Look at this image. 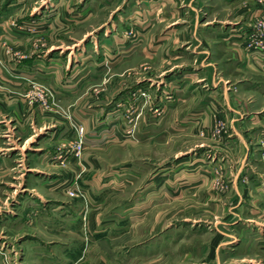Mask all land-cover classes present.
Instances as JSON below:
<instances>
[{
  "label": "rangeland",
  "instance_id": "rangeland-1",
  "mask_svg": "<svg viewBox=\"0 0 264 264\" xmlns=\"http://www.w3.org/2000/svg\"><path fill=\"white\" fill-rule=\"evenodd\" d=\"M7 1L17 2L2 0V4ZM21 1L29 24L25 28L31 34L30 51H60L57 59L63 72L74 66L72 77L63 74L62 84L80 82L74 102L54 105L60 110L63 131L71 132V138L61 142L58 193L43 190L34 175L29 180L18 172L2 176L0 264H217V255L224 264L245 255L236 248L231 252L235 243L224 244L240 239L245 247L250 240L245 233V223L253 219L248 208L252 201L257 208L260 199L249 181L257 177L250 166L264 177V137L257 134L264 122L257 117L249 124L245 120L236 124V115L228 117L223 108L209 105L206 95L220 70L219 65L217 70L212 67L220 59L212 54L215 42L207 30L216 23L215 17L226 16L217 12L218 0H194V9L185 7L175 20H184L181 34L187 39L161 47L162 55L165 50L175 53V47L184 48V54H175L173 61L156 57L150 48L155 46L151 39L165 34L164 6L156 17L152 5H130L131 0ZM261 1L241 0L238 8ZM91 2L94 7L86 6ZM54 4L59 5L54 13L38 8ZM64 5L71 6L64 10ZM74 8L79 12L84 8L82 16L91 11L94 15L80 21L83 17L75 16ZM118 15L124 25L123 48L136 44L135 52L123 62L109 56L116 47L102 46L104 36L89 39ZM197 15L209 23L206 34L197 26L199 41L191 34ZM237 17L244 19V14ZM87 39L90 50L77 58L74 50L83 48ZM92 39L99 42L91 43ZM192 46L196 51L207 49L211 54L207 62L213 66L205 75L208 81L201 94L190 92L191 98L183 99L179 84L167 76L202 60L190 52ZM19 56L13 59H22ZM102 65L103 70H96ZM87 67L94 73L87 76ZM247 75L233 73L232 80ZM261 77L253 75L254 81ZM29 80L26 88L11 94L31 106L45 103L48 113L53 107L52 92ZM204 104L206 118L197 121L189 116ZM262 107V100H257L255 111L235 103L237 118L260 116ZM234 125L242 135L239 138ZM0 128L6 137L4 122ZM36 194L47 202L35 201ZM30 245L36 246L42 261L36 260Z\"/></svg>",
  "mask_w": 264,
  "mask_h": 264
},
{
  "label": "crops",
  "instance_id": "crops-1",
  "mask_svg": "<svg viewBox=\"0 0 264 264\" xmlns=\"http://www.w3.org/2000/svg\"><path fill=\"white\" fill-rule=\"evenodd\" d=\"M193 1L194 0L130 1V5H152V12L153 10H157L154 12L156 17L158 16V10L162 6L165 7L166 15L164 20L167 28L163 36L157 35L154 39H151V43L155 42V46H153V44L150 46L151 54H154L156 57H165L169 61L175 59V54H184V48L180 49L175 47V49H177L175 53H172L174 49H172V52L165 50V55H162L161 47L174 43V41L187 39V37L181 34L184 20L180 23L175 20L180 17V14L181 16L183 15L182 12H184L185 7H188L191 10L194 9L191 7ZM240 1L241 0H218L217 2L220 6V10L217 12H224L226 16L219 15L215 17L216 23L207 30L209 31L207 34L211 35L215 42L212 54L220 59V63H215L216 67H212V69L216 68L217 70V65H219L220 70L217 71L218 73L214 72L215 74L212 77L213 81L208 89V94L206 95L205 92L202 93H204L209 99L210 106L213 105L214 108L216 106L218 110L223 108L224 115H227L228 117L236 115L234 118L235 120H233L236 124L238 122L242 124L244 120L246 121L245 123L248 122L247 124H249V122H253L257 117L264 122V61L259 57L255 58L253 55L248 54L243 48V37L245 36V33L250 30V24L252 23L254 16L262 13L264 10V1H261V3H258L257 5H248L247 7L241 5L242 7L240 6V8H238ZM22 4L21 0H17V2L7 1L4 4H2V0L0 1V123L4 122V127H6V137L1 135L3 132L0 133V183L2 182V176L9 172L23 174L28 180L34 175L37 178V184L43 190L50 194H56L58 193L57 187L62 180L61 175L57 174V172L61 171V166H59L58 161L59 158H61V148L63 146L61 142L63 138H71V132L67 133L66 131H63L61 124L63 120L61 118L60 110H56L54 105L56 103L64 104V102H74L76 99L75 88L80 81H70L69 85L62 84L63 74H69L68 76L73 74L74 66L71 64L69 66V71L66 70V72H63V66L60 63V60L57 59L60 57V51H54L51 53H35L30 51L29 40L31 34L29 30L25 28L29 24L28 20L23 16L24 14L22 15L24 12L23 7H25V5ZM92 4L93 3L91 2L86 6ZM58 6V4L39 5L38 8L41 11L48 10L54 13ZM69 6L71 5H64V10ZM94 6L95 5H92V7ZM107 6L108 5H106V7ZM227 6H230V8ZM84 8H80L82 12H79L78 8L72 9L73 11L75 10V16L83 17L80 21H87L92 15H94L91 11L82 16ZM239 13L244 14V19L240 18L239 20V17H237ZM134 14L135 12H131V16ZM124 15V17L127 18L128 14ZM199 18L200 17L197 15L192 24L193 33L191 32V34L194 36L193 40L195 41H199L195 36L197 26L200 25V31L202 33L205 32L206 34L204 28L209 24L205 18H200L201 20ZM15 20H18V22L16 23ZM123 26L124 25H122L120 21V15H118L116 19L113 17L111 22L108 21L103 28L91 33V35L90 33L87 35H90L89 39L93 35L96 37L101 35L104 36L101 40V42L104 43L102 46L110 44L116 47V50L113 49L109 56H111V58L120 59L118 62H123L129 57L127 55L132 51L135 52L136 49V44L128 50L123 48L125 47L123 45L125 39L123 38V35H121ZM45 30L47 31L49 28H45L44 31ZM187 36H190V33H188ZM97 42L99 41H95V39L91 40V43ZM86 43H90L88 39L83 43V48L74 50L76 57H79V54L82 52L87 53L90 50V44ZM204 44L207 45L206 40L204 41ZM91 46V50H95L94 45L92 44ZM96 46H98V44H96ZM196 49V46H192L190 52L192 54H197V59H202L198 64L193 65L188 70H182L186 66L183 68L178 67L179 69L181 68L179 72L167 76L171 79H169L170 81L179 84L178 86H180L181 90L178 92L183 95V99H186V97L190 99V92H192L191 95L196 91L198 92L197 94H201L200 88L205 89L208 81L205 75L207 74V71H211L210 66H213L211 63L207 62V56L210 52L207 51V49L198 51H196ZM14 55H21L22 59L14 60ZM111 67L113 69L116 68L113 65ZM104 68L105 66L102 65L97 67L96 70H103ZM86 69L87 76L88 74L94 73L88 70L89 67ZM237 72L250 74L251 78L250 75L249 77L247 75L244 79L238 78L233 81L232 74ZM254 73L262 76V79L254 81ZM70 77H72V75ZM29 79H33V81L43 84L52 92V99H49V102L52 101L51 103H53V105L51 106L53 107L48 113L45 112V103L38 102L31 106L29 103H25L11 94L26 88V86H28L27 82L31 81ZM82 80L85 79H81V81ZM195 82L198 84L197 86L195 85ZM197 87L199 89H197ZM228 89L231 93L227 92ZM232 92H235L236 94ZM257 100H262L263 105L260 116L253 115L246 119H243L242 117L237 118L238 112L235 109V103L241 104V106L246 108L247 111H250V109L255 111L254 107ZM205 107L206 104H204L201 109L197 110V112H194L195 114L189 116H194L196 117L195 120L202 121L203 118H206L207 116V114H205ZM1 130L2 129L0 128V131ZM233 132L238 138L242 136L237 131L235 125L233 127ZM257 134L258 137H264V129L257 132ZM8 151L11 152V155H16V157L10 156L7 153ZM250 168L253 174L257 175V177H250L249 181L251 186L254 187L255 192L259 195L257 198H260L256 200V203L259 205H256L257 208L254 207V201H252V204L249 205L248 208L253 219L250 220V222L245 223V233L248 236L250 235V240L245 243V247H242L244 242L240 239L236 241L233 239L230 242L225 243V246L235 243L231 248V252L236 248L237 250H244L245 255L236 260L222 262L224 264H264V177H261L258 173H254L252 169L253 164ZM236 185L237 183L235 182V186ZM34 199L40 203L47 202L45 197L41 194L34 195ZM56 207H60V205L57 204ZM29 248L32 251L37 250L36 246L32 247V245H30ZM7 251H10V249L8 248ZM36 254L38 255L36 260L42 261L40 258V252L36 251ZM216 257L218 258L217 264H221L219 261V255Z\"/></svg>",
  "mask_w": 264,
  "mask_h": 264
},
{
  "label": "built area",
  "instance_id": "built-area-1",
  "mask_svg": "<svg viewBox=\"0 0 264 264\" xmlns=\"http://www.w3.org/2000/svg\"><path fill=\"white\" fill-rule=\"evenodd\" d=\"M243 48L255 58L264 61V10L262 13L255 15L250 30L243 37Z\"/></svg>",
  "mask_w": 264,
  "mask_h": 264
}]
</instances>
